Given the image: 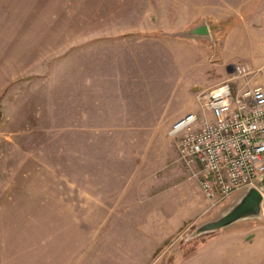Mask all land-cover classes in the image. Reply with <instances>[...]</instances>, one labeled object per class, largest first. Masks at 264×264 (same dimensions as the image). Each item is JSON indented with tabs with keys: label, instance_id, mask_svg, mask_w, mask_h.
Listing matches in <instances>:
<instances>
[{
	"label": "rangeland",
	"instance_id": "374dc122",
	"mask_svg": "<svg viewBox=\"0 0 264 264\" xmlns=\"http://www.w3.org/2000/svg\"><path fill=\"white\" fill-rule=\"evenodd\" d=\"M258 64L264 0H0V264H264V202L191 237L232 201L169 200L194 203L171 127Z\"/></svg>",
	"mask_w": 264,
	"mask_h": 264
},
{
	"label": "built area",
	"instance_id": "2783aa9c",
	"mask_svg": "<svg viewBox=\"0 0 264 264\" xmlns=\"http://www.w3.org/2000/svg\"><path fill=\"white\" fill-rule=\"evenodd\" d=\"M195 104L169 135L177 161L214 208L258 188L264 176V65H236L225 82L198 90Z\"/></svg>",
	"mask_w": 264,
	"mask_h": 264
},
{
	"label": "water",
	"instance_id": "95a60500",
	"mask_svg": "<svg viewBox=\"0 0 264 264\" xmlns=\"http://www.w3.org/2000/svg\"><path fill=\"white\" fill-rule=\"evenodd\" d=\"M185 35L191 37H208L210 29L208 25L202 24L188 31ZM197 89H194L196 91ZM264 176L258 188L249 187L236 193L230 201L228 209L216 219L200 225L191 237L204 234H216L225 231L237 223L244 221L260 220L263 216L264 202Z\"/></svg>",
	"mask_w": 264,
	"mask_h": 264
},
{
	"label": "crops",
	"instance_id": "0c3cea01",
	"mask_svg": "<svg viewBox=\"0 0 264 264\" xmlns=\"http://www.w3.org/2000/svg\"><path fill=\"white\" fill-rule=\"evenodd\" d=\"M262 65H264V64H262ZM246 66L249 68H254V67H259V64H258V66L257 65H255V66L246 65ZM229 76H230V74L228 75V78H229ZM228 78H224L222 80L217 78L218 80L216 79L214 82L208 83L210 85L209 88L216 86L222 82H225ZM239 81L241 83L242 79H240ZM180 114H182V113H180ZM166 199H167V196H166ZM169 200H171L172 202H174L176 204L174 216H175V218H177V217L179 218V220H178L179 225L182 224L183 212H187V214H188V212L194 211V219H196V218L202 216V214L209 208V205H210V203L207 201V199L204 197L202 191L200 190L198 182L195 180H194V203H190L188 196H186V198L183 197L182 190H180V191L178 190L176 192V194L174 195V199L173 200L169 199ZM183 200L187 202V206L185 207V210H183Z\"/></svg>",
	"mask_w": 264,
	"mask_h": 264
}]
</instances>
